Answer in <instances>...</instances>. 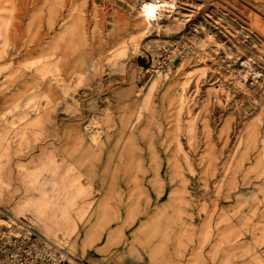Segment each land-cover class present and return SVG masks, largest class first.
Listing matches in <instances>:
<instances>
[{
	"label": "rangeland",
	"instance_id": "obj_1",
	"mask_svg": "<svg viewBox=\"0 0 264 264\" xmlns=\"http://www.w3.org/2000/svg\"><path fill=\"white\" fill-rule=\"evenodd\" d=\"M140 1L0 0V226L66 264H264V0Z\"/></svg>",
	"mask_w": 264,
	"mask_h": 264
},
{
	"label": "built area",
	"instance_id": "obj_2",
	"mask_svg": "<svg viewBox=\"0 0 264 264\" xmlns=\"http://www.w3.org/2000/svg\"><path fill=\"white\" fill-rule=\"evenodd\" d=\"M169 63L168 56H163L160 68H169ZM222 88L221 84L214 87L219 98L226 93V90L220 92ZM15 222L0 226V264H65V252L61 246L45 241L36 231H29Z\"/></svg>",
	"mask_w": 264,
	"mask_h": 264
},
{
	"label": "bare ground",
	"instance_id": "obj_3",
	"mask_svg": "<svg viewBox=\"0 0 264 264\" xmlns=\"http://www.w3.org/2000/svg\"><path fill=\"white\" fill-rule=\"evenodd\" d=\"M176 10H177V0H141L140 3H139V7H138V13H139V15L141 17V21H143L145 23L146 27L155 26V25L159 26V24H160L159 23V19L162 17V15H165V14L170 13V12L173 13ZM59 48H60V46H59ZM43 59H45V58H43ZM147 60H149V59H147ZM149 62H151V65L149 67L153 66L154 63H155L153 58H152V60L150 59ZM44 64H45V66L47 65L46 62ZM144 64H146V62H144ZM130 93H131L130 90H122L121 91V94H122L121 97L130 96ZM86 141H87V139H86ZM162 199H163V197H162ZM10 218L15 220V221H17L18 223L22 224L27 230H29V231H33L34 230V227L31 225V222L27 223L26 221L21 220L19 217H10ZM40 235L45 241L53 242L46 235H44V234H40Z\"/></svg>",
	"mask_w": 264,
	"mask_h": 264
},
{
	"label": "crops",
	"instance_id": "obj_4",
	"mask_svg": "<svg viewBox=\"0 0 264 264\" xmlns=\"http://www.w3.org/2000/svg\"><path fill=\"white\" fill-rule=\"evenodd\" d=\"M132 94V92L130 93ZM133 94L131 96H126L128 98L126 99H122L120 98L119 102H117V105H125V103L129 104V97L132 98ZM132 106L134 105V102H131ZM22 206H20L21 208ZM10 217H19L17 215V213H13L10 212L9 213ZM31 225L33 226V224L31 223ZM100 248V247H99ZM72 260L73 257L71 256ZM82 260H84V263L82 264H144L139 258H131V257H124V258H116V257H110V256H106L105 254L101 253L99 250H92V248L90 249V251L87 252L86 254V260L83 258ZM66 264V262H65ZM147 264H153V262H149Z\"/></svg>",
	"mask_w": 264,
	"mask_h": 264
},
{
	"label": "water",
	"instance_id": "obj_5",
	"mask_svg": "<svg viewBox=\"0 0 264 264\" xmlns=\"http://www.w3.org/2000/svg\"><path fill=\"white\" fill-rule=\"evenodd\" d=\"M144 59H145L144 57H140V58H139V62H140L141 64H144ZM149 60H150V58H149ZM149 60H146V64H144L145 67L151 64V62H149Z\"/></svg>",
	"mask_w": 264,
	"mask_h": 264
}]
</instances>
